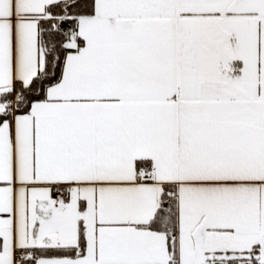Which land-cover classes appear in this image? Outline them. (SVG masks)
Returning <instances> with one entry per match:
<instances>
[{
  "label": "snow or ice",
  "instance_id": "1",
  "mask_svg": "<svg viewBox=\"0 0 264 264\" xmlns=\"http://www.w3.org/2000/svg\"><path fill=\"white\" fill-rule=\"evenodd\" d=\"M0 264H264V0H0Z\"/></svg>",
  "mask_w": 264,
  "mask_h": 264
}]
</instances>
